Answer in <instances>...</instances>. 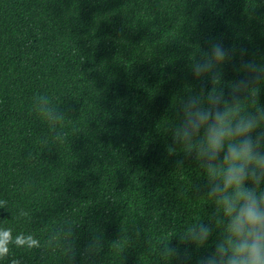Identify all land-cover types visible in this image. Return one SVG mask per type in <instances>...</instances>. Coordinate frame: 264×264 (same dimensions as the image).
<instances>
[{"label":"trees","instance_id":"obj_1","mask_svg":"<svg viewBox=\"0 0 264 264\" xmlns=\"http://www.w3.org/2000/svg\"><path fill=\"white\" fill-rule=\"evenodd\" d=\"M197 110L253 117L264 156V0H0V264H227Z\"/></svg>","mask_w":264,"mask_h":264},{"label":"clouds","instance_id":"obj_2","mask_svg":"<svg viewBox=\"0 0 264 264\" xmlns=\"http://www.w3.org/2000/svg\"><path fill=\"white\" fill-rule=\"evenodd\" d=\"M212 53L217 61H222L226 55L220 44L212 46ZM245 67L251 71L256 70L253 64H247ZM209 68L210 64H198L196 71L199 74ZM201 126H207V146L213 157L217 156L225 142H228L227 154L224 157L227 169L223 175V187L225 190L234 188L235 199L231 202L225 200V204L228 205L229 215L237 213L230 225V231L243 239L238 243L229 242L232 247L227 264H264V209L255 194L243 188L249 176L255 177L256 167L264 168V156L256 154L252 138L258 127L257 121L253 117L234 121L228 110H197L194 113L193 127L199 129ZM56 139H61V134H57ZM240 201H243V204L237 210ZM9 235V232H0V254L6 252L3 242ZM206 237L207 230L202 227L196 238L204 240ZM16 242L23 245L25 239L18 237ZM27 243L29 246H36L37 241L29 236ZM220 252H225V249L221 247Z\"/></svg>","mask_w":264,"mask_h":264}]
</instances>
